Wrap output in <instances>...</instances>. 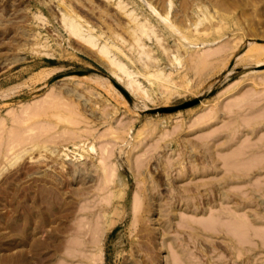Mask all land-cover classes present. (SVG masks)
Segmentation results:
<instances>
[{"label":"rangeland","instance_id":"1","mask_svg":"<svg viewBox=\"0 0 264 264\" xmlns=\"http://www.w3.org/2000/svg\"><path fill=\"white\" fill-rule=\"evenodd\" d=\"M131 16L158 38L142 37L149 59L131 47ZM250 43L264 46V0H0V264H264V61L240 56ZM92 136V157L74 148ZM110 191L99 243L69 255ZM136 194L153 210L134 226Z\"/></svg>","mask_w":264,"mask_h":264},{"label":"bare ground","instance_id":"2","mask_svg":"<svg viewBox=\"0 0 264 264\" xmlns=\"http://www.w3.org/2000/svg\"><path fill=\"white\" fill-rule=\"evenodd\" d=\"M118 5L121 7V4H120V2H118ZM158 15V14H157ZM63 16V18H62V20H63V23H64V26L67 28V30L71 33V34H73L76 38H79V39H81L83 42H85L86 43V45H89V47H93L94 45H95V39L94 38H97V37H95V36H93L92 34H91V32H90V30L89 29H87L86 27V32H84L83 33V29H82V27H84V25L82 24V21L80 20V17L78 16V15H76V14H70V13H68V14H63L62 15ZM127 17V16H126ZM132 17V16H131ZM159 17L161 18V16L159 15ZM144 18V21H140V20H138V19H136V17L134 16V17H132V21H134V26L131 28V31H132V39H133V42H132V44H131V47L132 48H134L136 51H137V53H138V55L140 56V55H144L146 58H148L149 59V51L151 50H145L144 48H143V46H142V42H141V40H142V37H148L149 38V36L151 35V34H153L154 36H155V39H156V41H158V38H157V36L155 35V33H154V31H153V29H152V25L150 24V22H149V20L146 18V17H143ZM143 20V19H142ZM129 21V20H128ZM170 28H172L173 29V27L172 26H170ZM172 29H170L171 31H173ZM175 32H177V31H175ZM177 33H179V32H177ZM179 39L180 40H183V41H185L186 43H188V38H183L182 36H181V34H179ZM184 43V42H183ZM185 43V44H186ZM190 44H191V42H190ZM181 45V44H180ZM179 45V46H180ZM193 45V44H192ZM195 45V44H194ZM182 47H184V45L182 46ZM115 48V47H114ZM227 48V45H222V46H217V47H215V49L213 50H209L210 52H208L206 49H205V51L203 52H201V53H194L195 55L194 56H192L191 57V61H192V63L193 64H195V66L196 67H198V66H205L206 64H207V62L210 60L209 58L211 57V56H213V55H215V54H219L220 52H222V51H224L225 49ZM118 50V49H117ZM112 51V50H111ZM119 51V50H118ZM100 55H102V56H104V57H106L107 59H108V61L111 63V65H113L114 66V68H115V70H113L112 71V73L114 74V75H118V73H122V74H125V75H128V73H127V71L125 70V68H124V66H123V64L122 63H120V62H118V61H116V60H114L113 58H110L109 57V52H110V47L108 46V45H106V43H104V44H102L100 47H98V51H97ZM222 54H224V53H222ZM124 55V54H123ZM240 56H242V58L243 57H245L246 58V60H248V61H251V62H255V64H256V66H258V65H260V64H262V62L264 61V46L263 45H255L254 43H250L249 44V46L246 48V50L244 51V53H242ZM103 57V58H104ZM125 57V56H124ZM185 57V56H184ZM241 58V59H242ZM172 59H173V62L175 61V62H177V64H179L180 63V55H179V51H178V53H176V54H173L172 55ZM244 59V58H243ZM121 60V59H120ZM125 61V60H124ZM243 61V60H242ZM123 62V61H122ZM172 62V61H171ZM126 63V62H125ZM170 63V62H169ZM182 63V62H181ZM180 63V64H181ZM172 64V63H171ZM175 64V63H174ZM264 64V63H263ZM147 66V65H146ZM180 66V65H179ZM126 67H128L127 65H126ZM263 70V69H262ZM120 75V74H119ZM75 76V75H74ZM122 76V75H121ZM148 76L149 77H152V78H154V79H158L159 80V78H160V73L159 72H154V73H150V74H148ZM171 76V75H170ZM147 77V76H146ZM122 79V78H121ZM123 80V79H122ZM171 80V79H170ZM169 80V81H170ZM119 81V80H118ZM163 81V80H162ZM150 82V81H149ZM166 83H167V81H166ZM124 84V83H123ZM126 88L129 90V91H135L136 89H137V86H133L132 84H131V82H127V85H126ZM165 89V88H164ZM140 94V93H139ZM140 96H142V95H140ZM241 98V97H240ZM238 100V99H237ZM230 105H231V103H229ZM36 105V104H35ZM34 105V106H35ZM30 106V105H29ZM33 106V105H32ZM34 106H33V108H34ZM39 106V105H38ZM226 106V105H225ZM232 106V105H231ZM35 107H37V106H35ZM40 107V106H39ZM68 107H70V105L68 106ZM222 107H223V104H222ZM228 107H229V105H228ZM227 107V108H228ZM224 108V107H223ZM31 109V113H33V114H35V112H38V111H35L34 109H33V111H32V108H30ZM29 109V110H30ZM72 109V108H71ZM41 111V110H40ZM44 111V110H43ZM72 111V110H71ZM29 112V113H30ZM42 112V111H41ZM45 112V111H44ZM74 112V111H73ZM72 112V113H73ZM30 113V114H31ZM70 113V112H69ZM68 113V114H69ZM75 113V112H74ZM205 113V112H204ZM209 113H210V111H209ZM208 113V117H209V114ZM65 114V113H64ZM76 114V113H75ZM206 114V113H205ZM46 115V114H45ZM74 115V114H73ZM38 116V115H37ZM40 116V115H39ZM42 116V115H41ZM54 116V115H53ZM59 117H60V115H59ZM71 117H73L72 115H67V114H65L64 115V117L62 116V118L63 119H66V121H67V119H70V120H68V122H72V120H73V118H71ZM78 117V116H77ZM202 117V116H201ZM204 117L206 118V116L204 115ZM207 117V118H208ZM61 118V119H62ZM47 119V118H46ZM72 119V120H71ZM198 119V118H197ZM58 120V119H57ZM203 120V119H202ZM78 121V120H77ZM201 121V120H200ZM70 122V123H71ZM46 123V122H45ZM248 123V122H247ZM33 124V123H32ZM38 124V123H37ZM39 124H41V123H39ZM40 126V125H39ZM42 126V125H41ZM44 126V125H43ZM36 129L38 128V127H35ZM41 128V127H40ZM35 129V130H36ZM45 129V128H44ZM43 129V130H44ZM84 129V128H83ZM89 129V128H88ZM19 130V129H18ZM40 130H42V129H40ZM72 130H74V129H72ZM15 131V130H14ZM83 131H87V130H83ZM90 131V130H89ZM92 131V130H91ZM207 132V131H206ZM46 133V132H45ZM114 133V132H113ZM15 134H17V133H15ZM89 134V133H88ZM112 134V133H111ZM55 135V134H54ZM65 135V134H64ZM76 135H77V133H76ZM76 135H74V136H76ZM100 135V134H99ZM106 135V134H105ZM116 135V134H115ZM19 136V135H18ZM37 136H38V134H37ZM81 136V135H80ZM111 136H113V135H111ZM118 137H120V135H117ZM35 137V136H34ZM57 137V136H56ZM77 137V136H76ZM97 137V136H96ZM94 137V136H92L91 138H92V140L91 141H88L87 143V145L85 146V145H82V146H85V147H87V148H85L84 150H83V147H82V149H81V144H79L80 146H78V144H77V146H74V148L75 149H80V151H82V153L84 152L85 153V155H88V156H91L92 157V155L93 154H96L97 153V147H96V144H95V142L94 141H96V139L99 137ZM103 137V136H102ZM17 139H18V137H16ZM115 138V137H114ZM202 138V137H201ZM13 139V138H12ZM37 139V138H36ZM117 139V138H116ZM119 139V138H118ZM120 139H121V137H120ZM53 140V139H52ZM70 140V139H69ZM18 141H20V139L18 140ZM21 141H22V139H21ZM42 141V140H41ZM121 141V140H120ZM19 143V142H18ZM50 143V142H49ZM85 143V142H84ZM31 144H32V142H31ZM86 144V143H85ZM103 148V147H102ZM108 148V147H107ZM230 151V150H229ZM108 153V152H107ZM110 151H109V155H110ZM92 154V155H91ZM103 154V153H102ZM141 155V154H140ZM219 155V154H218ZM216 156V155H215ZM106 157V156H105ZM109 157V156H108ZM103 158H104V156H103ZM138 158V157H137ZM136 158V159H137ZM226 158V157H225ZM253 158V157H252ZM106 159V158H105ZM105 159H102V160H100L101 162L103 161V168L106 170V174H103V177L105 176L106 177V181L108 182H106L107 184V187L109 186L108 184L111 182V178H112V176H113V174L115 173V168H112V167H108L107 168V166H106V164L104 163V160ZM258 159V158H257ZM225 160V159H224ZM248 161V160H247ZM135 162V161H134ZM141 163V162H140ZM249 163V162H248ZM258 163V162H257ZM135 164V163H134ZM139 164V162L137 163V166H139L138 165ZM142 165V164H141ZM238 165V164H237ZM101 166V167H102ZM135 166V165H134ZM228 167V166H227ZM136 168V167H135ZM245 169V168H244ZM247 169H248V167H247ZM103 170V169H102ZM225 170V169H224ZM223 170V171H224ZM228 170H226V172H227ZM104 177V178H105ZM201 179V178H200ZM203 179V178H202ZM258 180V179H257ZM188 182V181H187ZM140 185V184H139ZM137 188H139L138 186H137ZM136 191V190H135ZM108 194H107V198H106V204H104L103 205V207H102V209H101V211H102V214H99L98 213V215H96L95 214V218H96V220H95V224H93L94 226H91V229H90V231H91V236H89V238L87 237V239H84V238H82V236L81 235H84V234H80V233H82V232H80V230H77L76 232H75V239H73L72 240V242H73V248L72 249H74L75 251V253H72V254H70L71 252L70 251H68L69 252V255H73V254H76V247L78 246L79 247V245H82L83 243H90V246L93 244L94 246L96 245V244H98L99 243V241H98V243H96L97 242V240H99L98 238L100 237V235H101V232H103V229H104V227H103V225L102 224H100L101 222L100 221H102L103 219L105 220V216H106V213H108V212H110V210H111V207H113V205H114V198H115V193H113L112 191H110V193L109 192H107ZM135 193V192H134ZM140 193H142V192H140ZM143 194V193H142ZM141 195V194H140ZM143 196V195H142ZM144 198V197H143ZM132 204H133V206H131V209H132V217H133V225L135 226V225H137L136 224V222L137 221H139V219L141 218V216L143 215V214H146V213H148V212H151L152 210H153V208H152V202H151V199L150 200H148V201H146L145 203H144V207L142 206V201H141V198H140V196L138 195V194H136L135 196H134V198L132 197ZM105 201V200H104ZM174 202L175 201H172V202H170L169 204H168V211H167V214L166 215H168V217H171V209H172V207L174 206ZM211 211V210H210ZM207 215V217H208V214H206ZM97 216V217H96ZM181 216H184L182 213H181ZM186 216V215H185ZM189 216V215H188ZM210 216V215H209ZM245 216V215H244ZM108 217L109 216H107V219H108ZM190 217V216H189ZM215 217V216H214ZM179 218H181L180 216H179ZM191 218V217H190ZM189 218V219H190ZM199 218V217H198ZM209 218V217H208ZM208 218H206L207 219V221L206 222H208ZM212 218V217H211ZM182 219V218H181ZM186 219V218H185ZM188 219V220H189ZM215 219H217V218H215ZM92 220H94V218L92 219ZM141 220V219H140ZM178 220H180V219H178ZM108 221H110V220H108ZM107 220H105V222H107V224L109 223ZM193 221H195L194 219H193ZM211 221V220H210ZM216 221H218V220H216ZM230 221V220H229ZM188 222V221H187ZM196 222H198L197 220H196ZM204 222V221H203ZM205 222V223H206ZM215 222V221H214ZM214 222H210V224L212 223H214ZM241 222V221H240ZM247 222V221H246ZM93 223H94V221H93ZM139 223V222H138ZM232 223V222H231ZM242 223V222H241ZM110 224V223H109ZM177 224V223H176ZM197 224V223H196ZM207 224V223H206ZM205 224V225H206ZM211 224V225H212ZM217 224V223H216ZM236 224V223H235ZM240 224V223H239ZM132 225V226H133ZM210 225V226H211ZM242 225V224H241ZM241 225H238V226H241ZM105 226V225H104ZM110 226V225H109ZM177 226V225H176ZM180 226H182V225H180ZM202 226V225H201ZM207 226H209L208 224H207ZM209 226V227H210ZM213 226V225H212ZM246 227V226H245ZM85 228H87V227H85ZM140 228V227H139ZM188 228H190V226L188 225ZM205 228V227H204ZM213 228V227H212ZM237 228V227H236ZM241 228V227H240ZM190 229H192V228H190ZM85 229H83V231H84ZM237 230V229H236ZM246 230V229H245ZM90 231H88V232H90ZM227 231V230H226ZM85 233H87V231H84ZM83 232V233H84ZM83 237H85V236H83ZM243 238V237H242ZM251 238V237H250ZM77 240V241H76ZM75 242H77V243H75ZM75 244H78L77 246L75 245ZM167 244L169 245V243L167 242ZM166 244V245H167ZM171 246H173L172 244H171ZM77 247V248H78ZM168 247H170V246H168ZM71 249V250H72ZM173 251H174V249H172ZM171 251V250H170ZM171 253H172V251H171ZM173 254H174V256L172 257V258H174V260H177V259H175V253L173 252ZM75 256V255H74ZM178 257V255H176V258ZM179 258V257H178ZM171 261H172V259H170ZM178 263H179V261H177ZM173 263V262H172ZM171 263V264H172ZM175 263H176V261H175ZM178 263H176V264H178ZM181 264H182V262H181Z\"/></svg>","mask_w":264,"mask_h":264},{"label":"water","instance_id":"3","mask_svg":"<svg viewBox=\"0 0 264 264\" xmlns=\"http://www.w3.org/2000/svg\"><path fill=\"white\" fill-rule=\"evenodd\" d=\"M79 73H83V72H79Z\"/></svg>","mask_w":264,"mask_h":264}]
</instances>
